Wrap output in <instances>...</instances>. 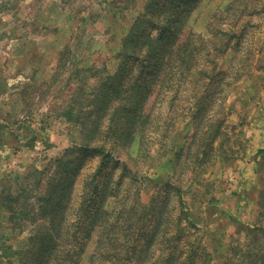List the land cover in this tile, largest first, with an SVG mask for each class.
I'll return each mask as SVG.
<instances>
[{"label":"rangeland","instance_id":"1","mask_svg":"<svg viewBox=\"0 0 264 264\" xmlns=\"http://www.w3.org/2000/svg\"><path fill=\"white\" fill-rule=\"evenodd\" d=\"M178 3L182 61L160 97L146 91L150 123L116 145L118 94L101 104L99 79L123 47L159 42L146 21L164 23L168 0H0V264H264V0ZM97 171L109 186L83 213ZM49 185L64 186L61 243L35 257L55 226L38 206Z\"/></svg>","mask_w":264,"mask_h":264},{"label":"trees","instance_id":"2","mask_svg":"<svg viewBox=\"0 0 264 264\" xmlns=\"http://www.w3.org/2000/svg\"><path fill=\"white\" fill-rule=\"evenodd\" d=\"M179 0H168V5L167 8L170 9V14L164 19L165 22L161 23V21L157 22L154 21L153 19L151 21H146L149 24H153V26L159 28L161 30V34L157 41L154 44V42L149 43V47L147 51L144 53H138L137 47L133 44V49L128 46V47H123L120 51V54H124L121 57V61L118 63V69L117 72L113 76H102L99 79V88L100 92L102 93V99L101 104L107 105L111 102V96L113 93L118 94V98L116 99L115 102V108L113 110V115H114V121H118V123L114 122V125L111 126V133H116L114 138L108 139L109 142H115L116 145L122 144L126 145L131 143L137 134H139V126L143 127V125H146L148 122L150 123L151 116L149 114H145L144 110V102L146 101V91L149 90L152 86H155L156 90H158V97L163 92L164 87L166 86V78L167 76L171 75L172 73L175 72V70L179 67L181 61H182V56L185 54L183 53L186 48H187V40L180 38L179 31L181 29V25L183 24L184 21V13L181 12V10L176 9L179 6L178 3ZM166 5V4H165ZM161 8V10L163 9ZM142 22V21H140ZM143 23L144 25L146 24ZM139 28V22L137 24L133 25L131 28L132 32H129L126 35V42H135L139 43V38L138 34L137 36L135 35L137 33V30ZM166 32V33H165ZM170 32V33H167ZM220 33L218 32V35ZM144 40H143V45H146L147 42L145 41L148 36L145 34L143 35ZM218 42L217 40L213 41L212 44H215ZM208 55L211 54L210 51L207 52ZM212 61L216 62V59L211 56L210 57ZM137 62V64H140L142 68H149V74H152V78H157L160 76V78H157L159 80L157 81H162V83L156 82L155 85L151 84H143L141 83L138 79H131L129 77L130 74V69L128 67L133 63ZM233 69H228V70H223L224 74L229 77L232 73ZM101 71L98 69V72ZM222 71V73H223ZM264 71V68H263ZM95 72V70H94ZM97 72V73H98ZM163 74V75H162ZM199 74H205L208 76H211L213 79L216 78V75H211L209 71L206 69H202L199 71ZM198 74V75H199ZM162 75V76H161ZM198 75L191 79L190 81L192 82L191 86L194 87L198 81ZM146 87V88H145ZM145 88V90H144ZM95 111V110H94ZM202 130V127L198 128L197 131L193 134L192 139L195 138L197 133ZM118 132V133H117ZM109 134V135H110ZM86 148H89L91 150H95L97 152L103 153L107 149H111L112 147H109L106 143L103 144H96L93 146H86ZM97 173L94 174L92 180L90 181L91 184V189L88 191V193H95L94 195H90L88 197L81 210L83 213L90 212V206L92 203L97 202V196L99 194H104V189L99 190V185L103 183L104 185L109 186L107 183V179L100 180L97 176ZM64 188V186H54V185H49L47 186L41 193L38 195V200H39V207L46 213L52 215L55 218L52 220V222H55L54 226V231L49 239V235L42 236L40 237V242L34 246L31 249V256L36 257L37 253H41V251H47L48 254L51 253L52 250L57 248V246L61 243L59 240V237L61 235V229H62V224L60 223L61 218L66 216L67 212V205L65 204L62 208L64 209L63 211H60L61 204L58 203L57 201H53L54 199V192L55 189H60ZM181 190V189H180ZM104 197V196H103ZM102 197V198H103ZM101 198V203L103 202V199ZM100 213L99 211L97 214ZM157 219V224L156 226H159L160 222V217L156 216ZM94 220V219H93ZM150 228L144 232V235H142L140 238H148L151 236L152 231ZM136 234V231L133 232V235ZM137 245L134 246V250H137ZM187 264H194V263H187Z\"/></svg>","mask_w":264,"mask_h":264}]
</instances>
